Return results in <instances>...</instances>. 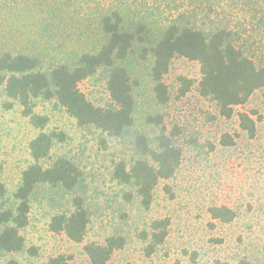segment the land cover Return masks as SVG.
<instances>
[{
  "label": "rangeland",
  "instance_id": "obj_1",
  "mask_svg": "<svg viewBox=\"0 0 264 264\" xmlns=\"http://www.w3.org/2000/svg\"><path fill=\"white\" fill-rule=\"evenodd\" d=\"M136 1L140 8L157 10L166 17L196 9L204 27L230 24L239 32L237 47L257 66H264V24L258 23L264 22V17L255 14L254 3L238 4L234 9L227 7L235 5L233 2L218 5L217 13L208 20L204 0ZM106 3L114 0L100 1L99 7ZM98 4L82 5L80 17L74 7L64 12L63 0H0V53L40 56L48 70L68 51L95 43L92 13L99 10ZM145 46L136 43L134 54L123 63L137 85L135 124L121 137L111 138L94 126H81L54 102H38L37 113L49 118L47 131L61 134L44 165L65 157L82 176L72 192L53 185L35 190L29 224L22 232L26 250L0 253V264H49L50 258L58 255L66 256L69 264H90L85 244L102 243L111 236H123L127 243L107 264H234L240 260L264 264L263 91H257L226 119L213 100L199 93L200 64L178 56L163 77L169 101L161 104L151 75L153 59L140 57ZM110 71L101 68L79 84L87 98L102 108L111 107ZM182 77L194 85L178 98ZM11 102L5 87H0V183L13 202L11 197L24 170L34 163L30 144L38 130L22 114L21 106ZM240 112H254V138L240 128ZM162 133L181 149V164L173 178L156 187L154 201L146 210L137 200L127 201L125 193L130 189L116 179L115 172L121 162L129 168L143 159L137 146L139 137L155 147ZM226 135L233 139L231 146L221 142ZM78 197L84 199L90 218L88 234L80 244L50 229L52 218L73 210ZM213 206L230 208L234 220L223 223L213 219L209 212ZM154 220H169V227L164 244L150 252L142 234Z\"/></svg>",
  "mask_w": 264,
  "mask_h": 264
},
{
  "label": "trees",
  "instance_id": "obj_2",
  "mask_svg": "<svg viewBox=\"0 0 264 264\" xmlns=\"http://www.w3.org/2000/svg\"><path fill=\"white\" fill-rule=\"evenodd\" d=\"M100 1L103 0H63V9L67 12L74 7L77 16L83 17L79 13L82 5L99 2V7ZM204 1L208 20L217 13L218 5L232 2L235 5L227 7L234 9L238 8V4L254 3L255 14L264 17V0H241L239 3L235 0ZM146 8H140L136 0H114V3L100 6L92 13L93 31L97 36L95 43L86 49L68 51L60 62L48 70L40 56L0 53V87H5L11 103L19 104L22 114L38 130V135L30 144L34 163L24 170L20 184L11 197L13 202L0 183V253L20 254L26 250V239L22 232L29 224L32 196L38 187L60 186L72 192L82 176L79 168L65 157H59L50 166L44 165L56 141L61 139V134L47 131L49 118L37 113L38 102H54L81 126H94L111 138L121 137L135 124L134 89L137 83L132 82L130 71L123 63L134 54L136 43L147 45L140 53L141 59H153L151 75L157 83L155 94L161 104L169 101L167 86L162 83L163 77L169 73L172 61L178 56L200 64L202 76L199 93L213 100L219 106L220 115L226 119L233 117L236 108L247 104L257 91H263L264 97V66H257L237 47L239 32L230 24L204 27L199 24L196 9L166 17L157 10L154 12ZM101 68L111 70L109 108L94 105L79 88L82 81ZM180 81L178 98L187 95L194 85L184 77ZM252 113H238L240 128L250 138L257 133ZM221 142L225 146L234 143L229 135L224 136ZM137 146L143 159L137 160L129 168L121 162L115 175L130 189L125 193L127 201L137 200L147 210L154 201L156 187L161 181L173 178L180 167L181 149L164 133L156 138L155 147L150 146L143 136L138 138ZM209 212L213 219L223 223L235 218V212L226 206H213ZM168 221L154 220L149 231L143 232V240L150 252L164 244L168 235ZM89 223L84 199L78 197L74 199L73 210L52 218L50 229L80 244L86 239ZM126 243L123 236H111L102 243L85 244L84 252L90 264H107L114 252L125 247ZM49 264L69 262L66 256L58 255L50 258ZM234 264L250 263L240 260Z\"/></svg>",
  "mask_w": 264,
  "mask_h": 264
}]
</instances>
